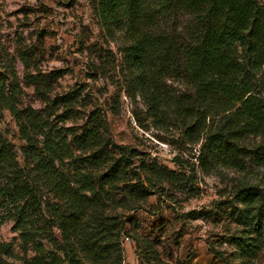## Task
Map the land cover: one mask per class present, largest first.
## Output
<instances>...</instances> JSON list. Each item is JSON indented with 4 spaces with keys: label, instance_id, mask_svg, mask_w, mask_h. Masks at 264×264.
<instances>
[{
    "label": "rangeland",
    "instance_id": "rangeland-1",
    "mask_svg": "<svg viewBox=\"0 0 264 264\" xmlns=\"http://www.w3.org/2000/svg\"><path fill=\"white\" fill-rule=\"evenodd\" d=\"M95 4L0 0V91L21 110H35L48 136L69 147L61 168L76 181L92 153L83 152L74 138L98 112L105 153L128 159L121 186L130 188L108 187L106 212L108 218H121L120 251L114 256L121 257V264H232L237 242L249 238L256 248L244 264H264V203L247 211L238 199L245 181L264 186V167L251 154L264 145V137L243 141L247 151L240 153L238 167L213 162L207 169L202 149L208 132L189 133L190 121L174 111L175 103L192 96L191 86L175 76L164 81L168 98L155 116L131 85L124 40H113L102 28ZM215 130L209 125V131ZM0 134L39 198V210L29 219L35 237L25 245L17 210L5 199L8 181H0V246L5 247L0 264H32L35 258L50 262L53 253L63 258L57 249L61 203L32 172L24 153L27 143L1 101ZM36 140L42 148L46 139L40 135ZM106 171L92 169L97 175ZM136 185L143 189L138 202L131 197Z\"/></svg>",
    "mask_w": 264,
    "mask_h": 264
},
{
    "label": "trees",
    "instance_id": "trees-1",
    "mask_svg": "<svg viewBox=\"0 0 264 264\" xmlns=\"http://www.w3.org/2000/svg\"><path fill=\"white\" fill-rule=\"evenodd\" d=\"M95 11L109 36L124 40L122 54L131 85L151 112L158 116L163 111L168 98L163 82L180 78L193 94L175 103L174 111L190 121L189 133L208 132L202 149L205 167L213 162L238 167L240 153L246 150L243 141L264 137V4L258 0H96ZM0 101L27 143L24 153L32 172L61 203L57 249L63 258L53 253L50 262L35 258L32 264H121V257L114 259L120 251L121 218H108L106 212L108 187L130 188L129 184L121 186L128 159L105 153L98 112L90 115L83 134L74 138L77 147L92 153L76 181L61 168L69 147L48 136L40 115L31 108L21 110L2 91ZM209 125H216L213 133ZM40 135L46 139L42 148L36 140ZM251 154L264 167V145ZM95 167L107 171L97 175L92 172ZM1 180L8 181L5 199L17 210L20 235L27 245L35 237L29 219L39 210L37 189L0 134ZM132 190V201L138 202L143 189L136 185ZM238 199L252 211L264 203V186L245 181ZM249 241L237 242L232 264H244V257L253 253L255 246ZM4 248L0 246V253Z\"/></svg>",
    "mask_w": 264,
    "mask_h": 264
}]
</instances>
